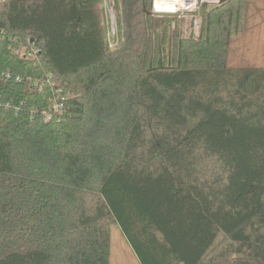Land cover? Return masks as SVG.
Here are the masks:
<instances>
[{"label": "trees", "instance_id": "16d2710c", "mask_svg": "<svg viewBox=\"0 0 264 264\" xmlns=\"http://www.w3.org/2000/svg\"><path fill=\"white\" fill-rule=\"evenodd\" d=\"M121 1L111 49L103 0H0V264H111L115 227L140 264H264V65L228 63L249 0L191 37Z\"/></svg>", "mask_w": 264, "mask_h": 264}, {"label": "rangeland", "instance_id": "374dc122", "mask_svg": "<svg viewBox=\"0 0 264 264\" xmlns=\"http://www.w3.org/2000/svg\"><path fill=\"white\" fill-rule=\"evenodd\" d=\"M106 1L108 2V0H103L107 40L109 47L115 49L120 46L124 36L123 6L121 0H113L115 7L112 19L108 15ZM211 4L213 3H209ZM201 15L202 11L180 17L179 30L182 36L191 37L200 34ZM246 22L244 32L231 41L228 63L243 66L264 65V0H249ZM172 26L174 27V24ZM111 264H140L118 227L113 229L112 234Z\"/></svg>", "mask_w": 264, "mask_h": 264}, {"label": "built area", "instance_id": "2783aa9c", "mask_svg": "<svg viewBox=\"0 0 264 264\" xmlns=\"http://www.w3.org/2000/svg\"><path fill=\"white\" fill-rule=\"evenodd\" d=\"M108 5V15L113 19V10L115 2L113 0L106 1ZM205 3H219V0H152L153 14L173 15L180 13L181 17L187 14H196L201 11ZM30 55V53H27ZM61 105H56L55 109H60Z\"/></svg>", "mask_w": 264, "mask_h": 264}, {"label": "water", "instance_id": "95a60500", "mask_svg": "<svg viewBox=\"0 0 264 264\" xmlns=\"http://www.w3.org/2000/svg\"><path fill=\"white\" fill-rule=\"evenodd\" d=\"M228 0H219V3L220 4H223L225 2H227ZM156 16H162V17H181V14L180 13H177V14H173V15H160V14H154Z\"/></svg>", "mask_w": 264, "mask_h": 264}]
</instances>
